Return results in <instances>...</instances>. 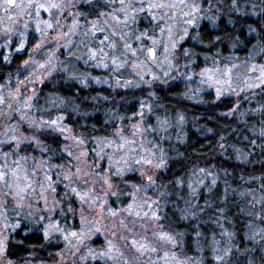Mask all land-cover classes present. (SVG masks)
<instances>
[{
  "label": "rangeland",
  "instance_id": "obj_1",
  "mask_svg": "<svg viewBox=\"0 0 264 264\" xmlns=\"http://www.w3.org/2000/svg\"><path fill=\"white\" fill-rule=\"evenodd\" d=\"M95 1L36 0L46 6L62 4L58 10L39 9L37 14L35 7H26L29 0H15L19 7L0 0V46L9 52L15 43L14 51L25 54L27 61L22 72L0 90V96L4 97V102L0 103V140L7 138L6 133L8 137L35 136L36 141L26 147L33 150V155H28L25 166L31 168L33 158L37 165L45 161L55 187V192L44 193L46 201L34 196L23 206L0 195V240L5 243L0 252V264H16L6 257L7 244L20 228L21 219L31 222L30 225L44 234L47 230L46 238L61 244V251L51 262L27 261L24 264H196L174 252L176 242L161 224L160 201L147 193L161 168L148 148L153 142L150 136L165 133L170 120L157 117L152 124L149 121L151 105L145 102L134 117L135 121L131 120L128 131L118 124L107 141L102 145L97 141L100 146L97 154H91L87 142L75 134L63 117H57V124L51 125L54 119L36 116V101L43 104L39 97L40 87L48 80L60 78L82 88L95 86L122 91L175 82L198 101H202L199 98L203 94L213 93L216 98L242 99L239 102L242 103L264 89V62L249 64L232 59L225 64L212 61L209 67L193 71L194 61L188 60L182 45L192 30L204 20H212L211 0H184V3L181 0H123V3L102 0L107 11L102 10L100 13L104 15L97 18L78 10L79 5ZM150 3L174 4L175 7L149 8ZM194 3L200 6V11L194 14L195 22L189 24L187 21L193 16L186 14L192 13ZM141 8L144 10L140 11ZM46 22L52 23L53 28H47ZM38 27L42 31H37ZM54 101L58 102L55 96H50L49 102L56 108ZM60 104L62 106L63 102ZM32 121L35 125L30 128ZM42 121L49 123L42 124ZM45 129L53 130L64 139L65 165L48 161L37 136ZM10 151L8 146L0 145V164L4 163L3 153ZM16 158L10 155L9 165ZM137 160L141 163L136 164ZM144 160L151 163H144ZM77 168L90 171L92 175L84 177L81 173L80 179L58 180L54 174L75 173ZM96 172L105 178L111 177L110 191L116 195H105L108 189ZM134 173L137 182L128 181L126 178ZM39 175L43 179V170ZM101 202H104L103 209ZM109 209L117 214L112 216ZM73 232L77 235L73 236ZM162 236L165 238L161 239ZM97 240L100 249L93 245ZM153 248L156 251H152Z\"/></svg>",
  "mask_w": 264,
  "mask_h": 264
},
{
  "label": "trees",
  "instance_id": "obj_2",
  "mask_svg": "<svg viewBox=\"0 0 264 264\" xmlns=\"http://www.w3.org/2000/svg\"><path fill=\"white\" fill-rule=\"evenodd\" d=\"M211 2L212 20H204L182 45L194 61L193 71L212 61L263 63L264 0ZM78 10L97 18L107 6L97 0ZM14 48L15 43L5 52L0 46V90L22 72L26 55ZM50 96L57 99L56 108ZM39 97L43 104L36 101V116L63 117L91 154H97L98 142L107 141L118 124L128 131L140 107L149 102L152 124L157 117L170 120L165 133L150 136L148 148L161 168L147 193L160 201L161 224L176 242L174 252L196 264H264V89L242 103L213 93L198 101L175 82L122 91L82 88L60 78L46 81ZM37 136L50 163H67L59 134L45 129ZM21 154L33 155V150L25 148ZM135 174L126 179L137 182ZM20 221L7 244V259L24 264L56 258L61 244L31 222ZM99 244L93 242L96 249ZM217 255L223 260L215 259Z\"/></svg>",
  "mask_w": 264,
  "mask_h": 264
},
{
  "label": "snow or ice",
  "instance_id": "obj_3",
  "mask_svg": "<svg viewBox=\"0 0 264 264\" xmlns=\"http://www.w3.org/2000/svg\"><path fill=\"white\" fill-rule=\"evenodd\" d=\"M207 2V0H205ZM6 3L8 5H14L15 0H6ZM121 3H123V0H121ZM181 3H184V0H181ZM15 6L19 7L20 5L15 4ZM27 8L31 9L35 7L37 9V14L39 9H44L45 11H49V9H60L62 7L61 3H51L49 5L41 4V3H36V0H29L28 4L26 5ZM149 8H160L163 9L165 7H175L174 4H149ZM144 9L141 8L140 11H143ZM200 11V6L197 4L192 5V13H188L186 15H192L193 18L189 19L187 23L193 24L195 22V16L194 14L196 12ZM100 15H104V13H100ZM74 24L77 23V21H73ZM56 24L59 25V21H56ZM46 26L49 29L53 28V24L50 22H46ZM27 27V25H25ZM93 27L95 25L93 24ZM37 31H42L39 27L37 28ZM64 36H67L68 33H64ZM23 42H21L20 47L23 48ZM40 45H37V48H39ZM27 63V61H25ZM43 67V65H41ZM28 99H31L29 97ZM4 102V97L0 96V103ZM23 119V117H22ZM49 123L48 121H42V124H47ZM51 125H56L57 121L53 120L50 122ZM35 125V121H32L29 123V127L31 128L32 126ZM6 139L0 140V145H6L8 146L11 151L10 152H4L3 157H4V163L0 164V195L8 198H12L13 200H16L18 203V206H23L24 202L27 200H31L34 196H37L41 199H44L45 201L47 200V197L44 195L45 192L47 191H52L55 192V187H54V182L52 180V176L49 175L50 167L46 165L45 161H40L39 164L37 165L35 162V158H33V165L31 168L26 167L25 165L27 164V161L29 157L27 155H20L21 152L25 150L27 146H30L34 141H36V137L33 136L31 138L29 137H24V136H16L12 135L8 137L7 133ZM80 143H83V141H80ZM131 143H134L132 141ZM122 148L123 145H120ZM47 150V149H45ZM10 155H14L17 158L12 161L11 165L7 162V158ZM68 155L71 157V152L68 153ZM77 160H79V157H77ZM144 163H151V161L144 160ZM136 164H140L141 160L135 161ZM59 167V166H57ZM69 168L72 167L71 164L68 165ZM91 166H89L90 168ZM43 170V179L40 178V172ZM111 171V169L109 170ZM83 174L84 177H89L92 175L90 171H85L82 168H77L75 173L71 174H64L63 172H56L54 173L58 180H71L73 177L76 179H80V174ZM117 175H120V172L116 173ZM95 175L100 178L102 181L103 185L107 187L108 191H105V195H116L115 192H111L110 189L112 187L110 180L111 177L109 176L108 178H105L103 176H100L99 172H96ZM149 180H151V176L148 177ZM45 182L47 183V187H45ZM87 182V181H86ZM42 189L43 191H38L37 189ZM73 192H76V189H72ZM86 195V194H85ZM81 200H84V197L81 196ZM101 209L104 207V202L100 203ZM129 209H131V205H129ZM109 212L111 213L112 216H115L117 213L115 211H112L109 209ZM48 235L47 230L45 231V236ZM73 236H76L77 233L73 232ZM165 237H161V239H164ZM133 245L136 244L135 241L132 242ZM144 245H140V248H143ZM5 248V243L3 240H0V252H2ZM138 251L140 250L139 248L137 249ZM152 251H156L155 248L152 249ZM143 254V253H142ZM227 254V250L225 252ZM103 255H107V253H103ZM93 258H95L93 256ZM223 256L217 255L215 259L217 260H223ZM111 259V257H109Z\"/></svg>",
  "mask_w": 264,
  "mask_h": 264
},
{
  "label": "water",
  "instance_id": "obj_4",
  "mask_svg": "<svg viewBox=\"0 0 264 264\" xmlns=\"http://www.w3.org/2000/svg\"><path fill=\"white\" fill-rule=\"evenodd\" d=\"M151 55L153 56V52L151 51Z\"/></svg>",
  "mask_w": 264,
  "mask_h": 264
}]
</instances>
